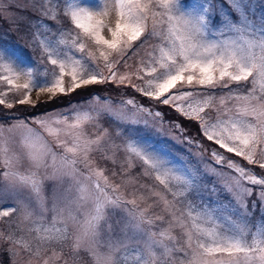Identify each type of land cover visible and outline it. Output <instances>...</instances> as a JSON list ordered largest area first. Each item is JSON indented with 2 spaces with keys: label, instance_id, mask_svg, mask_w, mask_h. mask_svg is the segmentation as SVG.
<instances>
[{
  "label": "snow or ice",
  "instance_id": "obj_1",
  "mask_svg": "<svg viewBox=\"0 0 264 264\" xmlns=\"http://www.w3.org/2000/svg\"><path fill=\"white\" fill-rule=\"evenodd\" d=\"M28 12L37 19L23 15ZM61 12L73 27L58 28L56 39L44 35L43 21L59 23ZM0 18L35 28L32 41L51 65L37 79L15 50L0 44L4 109L29 104L33 89L54 97L124 86L195 122L215 146L201 170L177 167L142 138L116 143L125 133L103 127L102 113L133 124L138 121L123 115L127 106L132 117L163 115L135 96L120 102L121 111L94 96L96 108L32 118L41 131L0 114V121H12L0 123V222L7 225L0 241L7 264L18 258L19 264H78L82 251L92 264H264V171L228 155L264 170V14L256 16L250 0H0ZM133 58L135 69L121 72ZM246 83L252 87L245 91ZM16 129L22 130L19 151H11L6 133ZM109 162L119 183L105 174ZM20 189L27 197L17 196ZM255 213L260 220L250 226Z\"/></svg>",
  "mask_w": 264,
  "mask_h": 264
},
{
  "label": "rangeland",
  "instance_id": "obj_2",
  "mask_svg": "<svg viewBox=\"0 0 264 264\" xmlns=\"http://www.w3.org/2000/svg\"><path fill=\"white\" fill-rule=\"evenodd\" d=\"M16 2V0H14ZM20 3H24L25 0H18ZM68 3H78L79 0H67ZM219 0H209L210 4H216ZM89 4H93V0H89ZM250 6L254 10L256 16H259L261 14H264V0H250ZM227 7V5H226ZM13 13L16 11L15 9L11 10ZM28 19L35 21L37 17H35L31 12L23 14ZM109 19L114 20V13L112 17ZM43 23L46 25V28L42 29V33L44 35L49 36L52 39H56V37L52 36V33L57 32L58 28H67L70 29L73 26L71 25V22L68 17L63 15V12L60 14V20L59 23L52 20L45 19ZM50 29V31L48 30ZM35 31V28H29L27 24H21L18 28L7 22L5 19L0 18V44H4L8 46L10 49L15 50L17 56H19L23 64L25 66H31L34 70L33 74L34 76L39 79L42 75L45 69H50L51 65L48 64L47 60L43 57L41 48L34 44L32 41V33ZM138 62L137 58H133L128 63L132 66L129 69L121 68L120 71H132L135 69L136 64ZM105 75H107V72H105ZM27 79L26 76H22L19 83H23ZM251 80V79H250ZM138 82V81H134ZM67 83V78H66ZM104 86V85H99ZM106 87L102 88V90L95 91L93 95L90 97H84L86 95V91L84 88L78 89L76 93V97L73 100H70L69 103H66V105H62L60 107L45 110L43 112H38L37 115L27 113L31 112V108L35 106L38 102H44V101H50L54 98L58 97H64L65 95L58 94L56 96H51L48 93H41L38 89H33L31 93V102L26 105H19L17 104L14 109L7 110L4 109L2 105H0V110H3V112H0V114H7L9 116L14 117H20L27 119L30 123V126L35 128L37 131H41L38 125L32 124L31 120L34 117L43 116L46 113H53V114H61V113H69L73 109H80V110H89L98 107L95 102H93L92 98L94 96H99L101 98L108 99L111 102V106L113 109L117 111H121L120 109V102L122 100H126L129 97L135 96L136 99L143 103L145 107H150L152 112L159 110L156 107V104L154 101L145 102L142 100V98L139 96V94L134 93L131 89L125 88L124 86H116L112 84H105ZM245 91L248 88H251V83H247L245 85ZM7 86H0V91L6 90ZM90 87V86H89ZM235 87V86H234ZM70 94L66 95V97ZM68 98V99H69ZM9 102H12L14 97L10 93L7 97ZM63 99V98H62ZM61 99V100H62ZM67 102V101H66ZM186 103V102H185ZM123 115L126 117H131L138 121V123L133 124L130 121L126 120L124 122H120L115 119V117L111 116L108 113H102L101 116L98 118V122L103 126L109 128V131L115 134L117 130H119L122 133H125V136H122L120 138L116 139V143L122 144L126 138L129 137H137L141 138V136H144L142 139L146 141L149 145H151L153 140H159L161 143L160 146L154 147L158 151H162L167 154V158L176 162L177 167L179 166H185L189 169H201L203 170L207 163L211 162V156L210 152L215 147L211 142L207 141L204 137L199 135L196 126L197 124L192 121L188 120H177L176 118H168L164 115L163 111H160L163 115L162 117H154L149 116L146 113H139L135 117H132L133 109L131 106H127L123 110ZM172 111V109L169 107L168 112ZM174 111V110H173ZM175 112V111H174ZM176 113V112H175ZM180 115V114H179ZM209 115L214 118L216 116L215 110H209ZM181 121V122H180ZM12 121H0V123H5V126L7 127V124L11 123ZM182 125V127L177 128L175 125ZM89 131L92 130L91 125L86 126ZM22 130L16 129L13 130L11 133H6V136L8 137V147L11 151H19V140L21 136ZM46 139L49 141V143H52V138L48 137L47 134H45ZM160 137L165 138L166 141L160 140ZM185 137H189L192 141H198L199 147L196 143H190L185 140ZM151 139V140H150ZM150 140V141H149ZM167 142V143H166ZM169 144L170 146L167 147L165 144ZM153 147V145H151ZM207 150V151H205ZM125 153L123 151H120L117 153V159L118 161L122 160ZM233 159L236 160L237 163H240L242 166H245L249 168L250 170L261 173L264 170L259 169L258 165H248L246 161H244L242 158L234 157L232 154H228ZM27 167L26 163L20 167V171L23 172L24 169ZM106 169H109V171H106V175H109L110 179L115 182L119 183L120 178L111 177V170L113 168V165L111 162L104 165ZM117 171H119L118 165L116 166ZM0 171H3L0 169ZM140 171L139 165L133 170L131 175H136ZM142 182L150 183V181H147L145 178H140ZM205 180L211 183L213 181V178L208 176L205 177ZM5 186V182L3 181V178L0 177V190H3ZM28 192L26 189H20L17 193V196L19 198H25L27 197ZM46 195L50 197L51 193L48 188V182H46ZM8 202L11 203L12 200L9 198ZM148 203H151L149 201ZM145 204H141V207H144ZM260 220L259 213H255L253 217L250 219V226L255 225ZM7 225H5L3 222H0V230H6ZM255 228L253 227V231ZM174 234L179 236V229H176ZM71 243V242H69ZM7 248V245H4L2 241H0V264H7L8 261V255L5 251ZM69 249L66 247L64 249L65 252V259L68 258L67 253ZM182 255V254H181ZM18 264H19V258H18ZM33 264H36L34 261ZM69 264H71V261L69 260ZM78 264H92L91 257L86 252L80 253V259Z\"/></svg>",
  "mask_w": 264,
  "mask_h": 264
},
{
  "label": "trees",
  "instance_id": "obj_3",
  "mask_svg": "<svg viewBox=\"0 0 264 264\" xmlns=\"http://www.w3.org/2000/svg\"><path fill=\"white\" fill-rule=\"evenodd\" d=\"M245 85H247V83ZM104 87H106V86L104 85V86H100L99 87V85H94V86H90V87L84 88V90L86 91V95H84V97H87V96L90 97L91 95H93V93L95 91L102 90V88H104ZM244 87H246V86H244ZM74 96L76 97V93L75 92L71 93L70 98H69V96L66 97V95H65L64 97L54 98V99H52L50 101H47V102L46 101H44V102L40 101L37 104H35V106H33L31 108V112H27V113H31V114L37 115L38 112H43L45 110L54 109V108L60 107V106H62L64 104L66 105V103H69L70 100H73L75 98ZM141 98H142L143 101L149 102L146 98H143V97H141ZM156 106H157L156 108L159 109L160 111H163L164 115L166 117H168V118H176L177 120H182V119L186 120L183 116L179 115L177 112L175 113L173 110L168 112V108H169L168 106L158 105V104H156ZM196 129H197V131L199 133L198 125L196 126ZM143 137L144 136H141V138H143ZM160 140L166 141V139L162 138V137H160ZM158 142L161 143L159 140H153L151 145H153V147H158V146H160V144H158ZM166 143H164L165 146L169 147L170 145L166 144Z\"/></svg>",
  "mask_w": 264,
  "mask_h": 264
}]
</instances>
